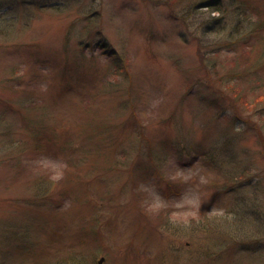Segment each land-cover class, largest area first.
<instances>
[{
    "label": "rangeland",
    "instance_id": "rangeland-1",
    "mask_svg": "<svg viewBox=\"0 0 264 264\" xmlns=\"http://www.w3.org/2000/svg\"><path fill=\"white\" fill-rule=\"evenodd\" d=\"M0 264H264V0H0Z\"/></svg>",
    "mask_w": 264,
    "mask_h": 264
},
{
    "label": "trees",
    "instance_id": "trees-1",
    "mask_svg": "<svg viewBox=\"0 0 264 264\" xmlns=\"http://www.w3.org/2000/svg\"><path fill=\"white\" fill-rule=\"evenodd\" d=\"M260 26H261V24H260ZM236 211V210H235Z\"/></svg>",
    "mask_w": 264,
    "mask_h": 264
}]
</instances>
